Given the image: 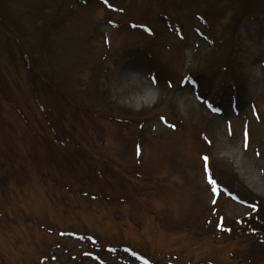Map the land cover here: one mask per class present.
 I'll list each match as a JSON object with an SVG mask.
<instances>
[{
	"label": "rangeland",
	"instance_id": "obj_1",
	"mask_svg": "<svg viewBox=\"0 0 264 264\" xmlns=\"http://www.w3.org/2000/svg\"><path fill=\"white\" fill-rule=\"evenodd\" d=\"M250 194L264 0H0V264H264Z\"/></svg>",
	"mask_w": 264,
	"mask_h": 264
},
{
	"label": "trees",
	"instance_id": "obj_2",
	"mask_svg": "<svg viewBox=\"0 0 264 264\" xmlns=\"http://www.w3.org/2000/svg\"><path fill=\"white\" fill-rule=\"evenodd\" d=\"M224 1L229 2L230 0H224ZM231 1L237 2L238 0H231ZM246 4L250 5L249 2L248 3L246 2ZM240 8H244V6L240 5ZM253 12L254 10L251 8V6H249L248 9H245L243 11V16H250L253 14ZM198 16H201V15H198ZM201 17L204 18L203 16ZM223 70L224 72H227L225 73V76H230L229 73L232 74L234 72L232 69V64L231 62H229V60H227V63L224 65ZM231 81L233 85L235 86V90H236L237 87L243 82V77L240 74H238V76L234 75L233 77H231ZM58 105L60 106L58 109L60 111L59 113L61 114V117L58 122L56 121V125L57 124L59 125L58 130L60 131V134L62 133L67 138L68 131L65 129V125L63 124L67 120L65 116L67 108L70 107L76 114L78 110L77 108L80 106H77V103H75L74 100L71 101V105L69 104L66 105L65 101L60 102ZM79 111L80 110H78V112ZM112 117L113 115L109 116V120L112 119ZM250 197H252L251 203L254 207L253 210L250 212V214L244 217H241L239 219H236L235 220L236 227H233V226L229 227L226 224V221H224L223 230H219L221 234L226 232L229 237H235V238H239V237L241 238L242 236L243 237H248V236L250 237L258 236L259 237L261 234L264 235V198L255 197L251 194H250ZM260 244H261V247L264 248L263 236H262V242H260ZM251 255L253 254L251 253ZM262 256L264 257V254Z\"/></svg>",
	"mask_w": 264,
	"mask_h": 264
},
{
	"label": "snow or ice",
	"instance_id": "obj_3",
	"mask_svg": "<svg viewBox=\"0 0 264 264\" xmlns=\"http://www.w3.org/2000/svg\"><path fill=\"white\" fill-rule=\"evenodd\" d=\"M205 159H207V158H205Z\"/></svg>",
	"mask_w": 264,
	"mask_h": 264
}]
</instances>
